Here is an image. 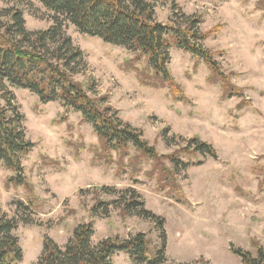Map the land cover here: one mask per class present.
<instances>
[{"label":"rangeland","instance_id":"obj_1","mask_svg":"<svg viewBox=\"0 0 264 264\" xmlns=\"http://www.w3.org/2000/svg\"><path fill=\"white\" fill-rule=\"evenodd\" d=\"M149 1L163 24L196 17L202 21V32L217 31L205 47L216 54L243 97L223 99L221 86L209 82L206 65L180 50L171 51L169 65L180 94L171 88L142 86L127 64L134 60L133 54L64 23L66 35L85 54L87 70L77 81L92 85L93 97L106 96L121 120L141 130L160 156L173 154L185 147V141L198 137L214 147L217 158L197 156L192 161L201 164L175 176L186 196L185 203H178L158 192L152 163L140 161V173L134 177L127 168L118 174L116 153L111 155L112 163L99 164L94 159L98 138L79 114L59 103L43 104L27 90L11 88L14 104L25 118L27 140L35 145L23 166L37 207L34 223L21 224L15 232L23 251L19 264H36L47 237L64 248L74 230L90 221L96 243L143 233L161 246L164 236L167 264H241L231 249L254 253L253 240L264 246L260 187L264 180V0ZM0 9L22 11L29 32L55 24V14L40 0H0ZM127 163L125 157L123 164ZM12 175L0 168V210L9 217L16 216L19 201L27 200L23 188L8 185ZM101 187L136 190L145 208L164 220L163 228L136 215H123L114 205L119 198L104 192L101 199L110 204L111 215L92 220L93 190ZM114 264L133 262L128 255L118 254Z\"/></svg>","mask_w":264,"mask_h":264},{"label":"trees","instance_id":"obj_2","mask_svg":"<svg viewBox=\"0 0 264 264\" xmlns=\"http://www.w3.org/2000/svg\"><path fill=\"white\" fill-rule=\"evenodd\" d=\"M40 2L55 14V24L39 32L27 30L22 11L0 9V168L13 174L7 180L9 186L27 192V200L17 203L15 217L0 210V264L22 262L23 251L15 232L21 224L34 223L32 217L37 207L23 166L35 145L27 140L25 118L14 104L11 88L27 90L43 104L59 103L67 111L79 114L83 123L92 126L98 138L94 159L99 164L112 163L111 155L116 153L118 174L127 168L134 177L140 173V161L152 163V173L157 175L152 178L158 181V192L167 193L178 203H185L186 196L175 176L190 166L201 164L192 161L197 156L217 158L214 147L198 137L185 141V147L175 153L160 156L141 130L121 120L106 96L90 95L92 85L77 81L87 70L85 54L66 35L64 23L73 25L81 34L99 38L105 44L133 54L134 60L127 64L134 68L142 86L171 88L174 94H180L169 69L171 51L180 50L206 65L210 70L209 82L221 86L223 99L243 97L224 73L216 54L205 47V42L217 31L202 32L201 19L187 17L180 24H163L156 19L154 3L149 0ZM136 63L144 64V68L138 69ZM125 157L129 158L127 165L123 164ZM260 187L264 192V180ZM103 192L119 198L114 205L123 215H136L163 228L164 220L148 211L140 194L132 189L123 192L105 187L94 189L96 204L90 210L92 220L111 215L110 204L101 199ZM81 196H84L83 191ZM94 236V223L90 221L74 230L64 248L47 237L43 254L36 264H114L118 254L128 255L133 264H167L164 236L161 246L152 244L143 233L125 240L107 238L98 243L94 242ZM251 243L254 253L234 248L231 251L241 259V264H264V246L255 240Z\"/></svg>","mask_w":264,"mask_h":264}]
</instances>
